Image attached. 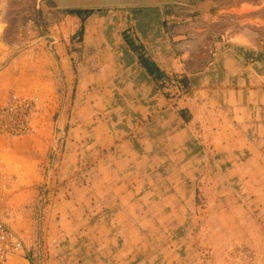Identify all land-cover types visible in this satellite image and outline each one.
Here are the masks:
<instances>
[{
	"label": "rangeland",
	"instance_id": "374dc122",
	"mask_svg": "<svg viewBox=\"0 0 264 264\" xmlns=\"http://www.w3.org/2000/svg\"><path fill=\"white\" fill-rule=\"evenodd\" d=\"M151 4L0 0V103L12 91L39 97L37 129L3 150L13 174L10 226L26 247L14 264H264V115L249 127L244 114L215 107L183 122L176 106L190 93L182 77L164 81L173 112L149 119L130 146L131 160L106 161L121 192L103 204L81 190L97 162L85 153L111 152L101 139L120 124L123 33L134 9ZM219 4L204 19L215 42L236 31L264 35V0ZM73 8L93 13L82 20ZM62 57L69 78L59 69ZM69 149L79 156L72 181L61 175Z\"/></svg>",
	"mask_w": 264,
	"mask_h": 264
},
{
	"label": "crops",
	"instance_id": "0c3cea01",
	"mask_svg": "<svg viewBox=\"0 0 264 264\" xmlns=\"http://www.w3.org/2000/svg\"><path fill=\"white\" fill-rule=\"evenodd\" d=\"M119 1L153 3L150 8L134 9L137 11L133 12V22L126 29L134 42L144 48L146 55L168 74V79L172 80L174 76L186 78L190 94L186 100L180 99L176 106L177 115L183 122L208 117L215 107L244 114L240 119L250 123L249 127L253 126L252 122L262 119L264 35L257 37L256 33L246 30L236 31L230 36L222 35V40L215 42L214 26L206 24L204 19L213 16L215 7L221 8V0H186V7L180 9L170 3L174 0ZM120 46L123 49L120 58L122 87L116 90L119 99L116 113L120 124L116 131L101 139V149L109 147L112 151L100 157L96 156L97 150L84 155L86 159H95L97 162L86 171L91 183L81 190L85 191L87 200L94 199L101 203L105 195L108 197L113 192H121L110 182L111 177L117 174L115 170L105 169L106 161L117 158L131 160L130 146L136 142L137 135L145 133L149 119L171 114L174 109L164 89L147 72L125 39L120 42ZM60 66L59 69L64 70L66 78H69L66 58L62 57ZM66 113L68 106L60 107L57 120L60 130L67 125ZM70 130L75 133L76 128ZM132 133V137L126 138ZM76 139L72 143H77ZM78 157L77 152L70 149L64 155L61 175L70 178V181L77 168Z\"/></svg>",
	"mask_w": 264,
	"mask_h": 264
},
{
	"label": "built area",
	"instance_id": "2783aa9c",
	"mask_svg": "<svg viewBox=\"0 0 264 264\" xmlns=\"http://www.w3.org/2000/svg\"><path fill=\"white\" fill-rule=\"evenodd\" d=\"M38 96L12 91L0 103V264H14L18 257L26 256V247L20 233L10 226L14 213L11 202L13 174L5 160L3 150L13 139L33 133L37 128Z\"/></svg>",
	"mask_w": 264,
	"mask_h": 264
},
{
	"label": "trees",
	"instance_id": "16d2710c",
	"mask_svg": "<svg viewBox=\"0 0 264 264\" xmlns=\"http://www.w3.org/2000/svg\"><path fill=\"white\" fill-rule=\"evenodd\" d=\"M69 13H77L82 20L86 19L89 15L93 13V9L88 8H73L68 10ZM123 37L128 45L137 53L140 63L145 67L147 72L153 77L155 82L161 89H165L166 83L164 82L168 79V74L162 71L157 64L144 52V48L134 42L130 33L125 31ZM182 81L186 83V78L183 77Z\"/></svg>",
	"mask_w": 264,
	"mask_h": 264
}]
</instances>
